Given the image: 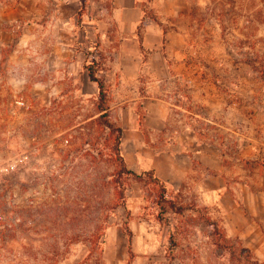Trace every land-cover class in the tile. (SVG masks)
<instances>
[{"label":"rangeland","instance_id":"obj_1","mask_svg":"<svg viewBox=\"0 0 264 264\" xmlns=\"http://www.w3.org/2000/svg\"><path fill=\"white\" fill-rule=\"evenodd\" d=\"M198 2L190 0L178 24L183 52L178 64L166 42L172 32L161 37L164 97L176 105L172 112L178 126L187 124L204 139H216L227 159H244L250 168L264 158V0ZM154 18L148 14L145 21ZM100 36L95 32L93 54L106 82L110 116L119 123V89L113 87L118 74L105 60L109 55L100 49ZM83 57L80 68L66 64L50 74L45 87L51 94L41 93L43 83L15 92L0 83V246L43 252L31 254L32 261L50 260L57 249L58 257L103 264L109 231L125 232L131 221H139L156 232L151 257L160 264L264 262L262 253L243 251L237 237L228 236L220 245L205 217L222 226L220 218L189 187L168 184L187 208L164 211L158 188L129 176L121 180L126 188L122 203L112 182L118 167L105 144L109 129L96 121L98 86L88 78ZM143 71L142 89H149L151 64L144 62ZM174 72L182 78L175 89ZM213 88L224 103L217 124L203 96Z\"/></svg>","mask_w":264,"mask_h":264},{"label":"crops","instance_id":"obj_2","mask_svg":"<svg viewBox=\"0 0 264 264\" xmlns=\"http://www.w3.org/2000/svg\"><path fill=\"white\" fill-rule=\"evenodd\" d=\"M189 2L0 0V83L8 92L43 83L41 93L51 94L45 87L50 74L59 73L66 64L80 68L81 55L88 74L85 64L94 57L95 32H100V49L109 55L105 60L113 64L112 74H118L113 87L119 89L118 124L123 128L121 147L128 167L138 173L153 170L176 189L189 187L220 218L227 237H237L252 253L264 256V158L263 163L253 161L250 168L244 159L239 163L227 159L216 139H204L187 124L185 129L178 126L172 112L176 105L164 97L159 76L164 62L161 37L172 32L166 42L169 56L178 64L183 55L178 24L188 14ZM146 13L155 18L143 22ZM144 62L151 64V79L156 80L149 89H142ZM180 79V73L174 72V89ZM203 96L212 123L217 124L224 110L218 89H207ZM130 223L131 234L116 228L109 231L103 264H160L151 257L157 250L156 232L146 223ZM34 251L0 246V264H88L83 258L58 257L57 249L50 260L32 261L31 254L43 253Z\"/></svg>","mask_w":264,"mask_h":264},{"label":"trees","instance_id":"obj_3","mask_svg":"<svg viewBox=\"0 0 264 264\" xmlns=\"http://www.w3.org/2000/svg\"><path fill=\"white\" fill-rule=\"evenodd\" d=\"M82 1L83 4L86 3V0ZM229 1L230 4H235L237 0ZM147 15V13L144 15L143 22L145 21ZM220 16L221 19H223V14H220ZM98 65L99 61L96 56H94L89 63L85 64V68L88 72L89 79L93 82H96L98 86V95L96 99L95 110L96 113L99 115L97 116L96 121L98 122V124L103 125L109 129L105 144L111 147V154L114 157V161L116 162V165L118 167L116 176L114 177V180H112L113 183L115 182L114 188L116 194L120 198H122V203L124 204V192L126 188L123 186V182L121 180L127 179L129 176H134L139 179H145L158 188V198L159 201L162 203L164 211L170 208L176 213H182L184 210H186L187 207L185 205L180 204L177 198V194H175V192L170 189V187L165 181L156 176L153 170H144L138 173L128 167L121 147V142L123 138V128L121 125L116 123L110 116L109 107L106 105L108 99V90L106 88V82L104 77L98 75ZM259 163H263V161ZM205 220L209 226L213 227L215 233H217L219 244L223 245L222 241H224L227 237L223 227L220 226L215 220H212L210 217H205ZM126 232L128 234H131V230L129 227L126 229ZM2 233H4L3 230L0 231V234ZM241 249L249 254H252V251L247 247L242 246ZM253 259V264H264V262H260L258 259Z\"/></svg>","mask_w":264,"mask_h":264}]
</instances>
